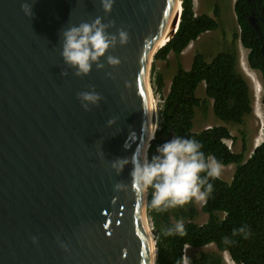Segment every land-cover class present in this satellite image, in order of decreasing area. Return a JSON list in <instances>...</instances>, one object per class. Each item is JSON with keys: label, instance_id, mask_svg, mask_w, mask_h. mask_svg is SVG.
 Here are the masks:
<instances>
[{"label": "water", "instance_id": "1", "mask_svg": "<svg viewBox=\"0 0 264 264\" xmlns=\"http://www.w3.org/2000/svg\"><path fill=\"white\" fill-rule=\"evenodd\" d=\"M179 15V0H0V264H157L151 70Z\"/></svg>", "mask_w": 264, "mask_h": 264}, {"label": "trees", "instance_id": "2", "mask_svg": "<svg viewBox=\"0 0 264 264\" xmlns=\"http://www.w3.org/2000/svg\"><path fill=\"white\" fill-rule=\"evenodd\" d=\"M182 7L177 33L155 60L167 61L170 54L180 59L202 34L219 28L215 18L196 13L194 0H183ZM234 8L241 29L239 40L249 50L250 67L261 73L264 83V0H236ZM236 40L210 60L196 53L190 70L179 61L159 109L148 174V216L157 264H227L224 253L235 264H264V141L245 160V146L235 153L225 143L237 142L227 127L194 130L197 109L207 110L211 101L215 116L224 123L242 125L253 113V96L239 69ZM151 83L155 94L161 95L164 77L155 64ZM202 83L206 84L205 98L196 94ZM181 156L188 158L193 181L205 198L201 212L208 219L203 224L196 222L199 212L178 166ZM210 160L236 166L230 183L216 175ZM210 245L215 250H201ZM187 247L192 249L189 255Z\"/></svg>", "mask_w": 264, "mask_h": 264}, {"label": "rangeland", "instance_id": "3", "mask_svg": "<svg viewBox=\"0 0 264 264\" xmlns=\"http://www.w3.org/2000/svg\"><path fill=\"white\" fill-rule=\"evenodd\" d=\"M235 2L236 0H194L196 13L198 15L207 14L215 18L217 22H219L220 24L217 30L202 34L195 41V43H193L190 50L194 52V54L198 52L202 53L208 58V60H210L216 54L223 51L224 49H227L228 46L232 45L235 38H237L236 48L238 54H240L242 51H245L246 55L249 54L248 49H243V50L239 49V45H240L239 35L241 29L238 25L234 11ZM193 58L194 57L191 56V61H190V55L189 56L187 55V57L184 56L183 58L177 59L175 55L171 54L170 57L167 59V61L154 59L153 65L154 64L156 65L157 72L162 74L163 77H165L166 79H169V77L173 76L178 71L179 61L183 66L185 65L186 68L189 69V67L191 66L189 63L190 62L193 63ZM256 74L258 75L260 80L261 91H259L257 89L258 86L255 85L253 82H251L248 76L243 73L250 86L254 101H253V113L249 116H246L245 121L242 125L224 123L221 120H219L213 112L212 103L209 104L207 110H202L198 108L194 119L195 131H202L213 126H220V125L227 127L230 130L231 134L237 138V142L233 143L231 140H226V142H228V145L231 146L232 151L235 153H240L243 150V147L245 146L246 147L245 160L249 159L251 154L255 150L256 140L257 138H259L262 130V124H261L262 120L259 119L257 113L261 112V114L264 115V103H263L264 84L262 81L261 73L256 71ZM163 92L160 95V94H155L153 90L154 96L157 100L158 114H159V109L163 104V98L165 97ZM198 95L199 97L202 98L204 94L203 93L201 94V92H199ZM203 97L205 98L206 96ZM187 164H189L188 158L186 156H181V158L178 161V166L180 167L183 175L187 178L190 192L196 202V207L199 212L196 222L199 224H203L208 219V216L201 212V207L205 203V198L204 195L201 193V191L195 185L194 181L192 182L190 181V177L187 171L185 170ZM210 165L214 170V172L216 173V175H218L222 180L228 183L232 181L236 170L235 165L221 166L222 167L221 168L220 166L215 165L213 160H210ZM201 250L212 251L215 250V247L214 245H210ZM191 251L192 249L190 247H187L186 255H189ZM226 254H224V258L226 257L225 256ZM230 264H234V263H230Z\"/></svg>", "mask_w": 264, "mask_h": 264}, {"label": "bare ground", "instance_id": "4", "mask_svg": "<svg viewBox=\"0 0 264 264\" xmlns=\"http://www.w3.org/2000/svg\"><path fill=\"white\" fill-rule=\"evenodd\" d=\"M179 3H180V14L182 13V4H181V0H179ZM181 18V16L179 15V19ZM179 19H178V22H179ZM178 22L176 24V27L178 26ZM167 42V40H166ZM245 51H243L244 53ZM243 71L244 73L248 76L249 80L251 82H253L255 85L258 86V90L261 91L260 89V80H259V77L258 75L256 74V72H254L253 70H251L249 68V65L246 63V54L244 53V56H243ZM153 89V88H152ZM150 98H151V101H152V107H153V122H154V128L156 127V122L158 120V113H157V110H158V107H157V100L154 96V93H153V90L151 91L150 90ZM257 116L259 117L260 120H262V130H261V133H260V136L259 138H257L256 140V146L261 144V142L263 141L264 139V115L261 114V112H258L257 113ZM220 168V167H218ZM185 170L187 171L189 177H190V181L192 182L193 181V177L191 176V173H190V167H189V164L186 165L185 167ZM225 259L226 261L230 264V263H233L229 257V255H225Z\"/></svg>", "mask_w": 264, "mask_h": 264}, {"label": "crops", "instance_id": "5", "mask_svg": "<svg viewBox=\"0 0 264 264\" xmlns=\"http://www.w3.org/2000/svg\"><path fill=\"white\" fill-rule=\"evenodd\" d=\"M194 6H195V4H194ZM195 11H196V7H195ZM207 33V32H206ZM193 43H195V41L193 42ZM193 43H191L185 50H184V52L181 54V56H180V58H183L184 56H186L187 57V55L189 56L190 55V61H191V56H195V54H194V52H192L191 50H190V48L192 47V45H193ZM192 52V53H191ZM171 55V54H170ZM174 55V54H173ZM170 57V56H169ZM168 57V58H169ZM194 59V58H193ZM191 66H192V63L190 62L189 63ZM182 65V64H181ZM183 66V65H182ZM189 66V65H188ZM191 66L189 67V69H187L186 68V66L184 65L183 66V68L185 69V70H190V68H191ZM239 67H240V71L242 72V69H241V66H240V62H239ZM176 74V73H175ZM175 74L173 75V76H171V77H169V79H166L165 77H164V83H165V87H164V89H163V93H164V95L165 96H167V94L170 92V89H171V83H172V80H173V78H174V76H175ZM203 88V89H202ZM199 92H201V94L203 93L204 95L203 96H206V84L205 83H202L199 87H198V89H197V92H196V94H197V96L199 97ZM202 96V98H204ZM199 98H201V97H199ZM210 103H212V107H213V102L211 101ZM222 168V167H221Z\"/></svg>", "mask_w": 264, "mask_h": 264}, {"label": "clouds", "instance_id": "6", "mask_svg": "<svg viewBox=\"0 0 264 264\" xmlns=\"http://www.w3.org/2000/svg\"><path fill=\"white\" fill-rule=\"evenodd\" d=\"M236 3V2H235ZM234 11H235V8H234ZM235 15H236V12H235ZM236 18H237V15H236ZM237 22H238V18H237ZM239 25V24H238ZM240 27V26H239ZM241 33V32H240ZM193 43V42H192ZM240 45H239V49L241 50V48H240V46L242 45V43H241V41H240V43H239ZM243 46V45H242ZM244 47V46H243ZM244 49H246L245 47H244ZM245 53V52H244ZM244 53H243V51L239 54V62H240V66H241V69H242V73H244V71H243V60H242V58H241V56L242 55H244ZM246 54V53H245ZM246 63L247 64H249V62H248V54L246 55ZM250 66V65H249ZM251 68V67H250ZM251 70H253L252 68H251ZM254 72H256V70H253ZM245 74V73H244ZM246 75V74H245ZM264 84V83H263ZM252 93V92H251ZM264 96V95H263ZM253 101H254V98H253ZM264 141V140H263ZM263 141L261 142V143H263ZM225 143L227 144V142L225 141ZM260 145V144H259ZM259 145H257L256 146V148L259 146ZM228 146V145H227ZM229 148V147H228ZM255 148V149H256ZM215 165H217V164H215ZM190 166V165H189ZM217 166H220V165H217ZM221 167V166H220ZM224 254H226V253H224ZM228 254V253H227ZM229 255V254H228ZM230 257V256H229ZM225 259V258H224ZM230 259H231V257H230ZM225 261H226V259H225ZM231 261H232V259H231ZM233 262V261H232ZM226 263H227V261H226ZM234 263V262H233ZM228 264V263H227ZM235 264V263H234Z\"/></svg>", "mask_w": 264, "mask_h": 264}, {"label": "built area", "instance_id": "7", "mask_svg": "<svg viewBox=\"0 0 264 264\" xmlns=\"http://www.w3.org/2000/svg\"><path fill=\"white\" fill-rule=\"evenodd\" d=\"M240 48H241V50L244 49V47H243L242 45L240 46ZM245 53H246V52H245ZM243 56H244V55H242L241 58H243ZM242 60H243V59H242ZM227 145H228V142H227ZM228 147H229V149H231V146L228 145ZM231 150H232V149H231Z\"/></svg>", "mask_w": 264, "mask_h": 264}, {"label": "flooded vegetation", "instance_id": "8", "mask_svg": "<svg viewBox=\"0 0 264 264\" xmlns=\"http://www.w3.org/2000/svg\"><path fill=\"white\" fill-rule=\"evenodd\" d=\"M217 7V6H216Z\"/></svg>", "mask_w": 264, "mask_h": 264}]
</instances>
